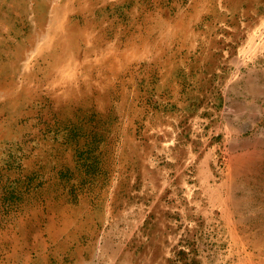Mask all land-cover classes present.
I'll list each match as a JSON object with an SVG mask.
<instances>
[{
	"label": "rangeland",
	"instance_id": "obj_1",
	"mask_svg": "<svg viewBox=\"0 0 264 264\" xmlns=\"http://www.w3.org/2000/svg\"><path fill=\"white\" fill-rule=\"evenodd\" d=\"M0 264H264V0H0Z\"/></svg>",
	"mask_w": 264,
	"mask_h": 264
},
{
	"label": "crops",
	"instance_id": "obj_2",
	"mask_svg": "<svg viewBox=\"0 0 264 264\" xmlns=\"http://www.w3.org/2000/svg\"><path fill=\"white\" fill-rule=\"evenodd\" d=\"M115 43V41L112 43V45ZM111 45H108V48H111ZM145 47H148L151 49V47L153 48H160L156 46L155 42H147L144 41L142 44H138V42H134V41H128L126 42V46H125V56H126V60L129 62H134V61H143L144 57H147V55L150 53V51L148 50H144ZM145 52H147V54H145ZM145 55V56H144ZM154 55V57H160V50L159 51H152V56ZM49 219H51L50 214L48 215ZM32 221V220H31ZM84 261V260H83Z\"/></svg>",
	"mask_w": 264,
	"mask_h": 264
},
{
	"label": "bare ground",
	"instance_id": "obj_3",
	"mask_svg": "<svg viewBox=\"0 0 264 264\" xmlns=\"http://www.w3.org/2000/svg\"><path fill=\"white\" fill-rule=\"evenodd\" d=\"M56 13V12H55ZM70 60V59H69ZM64 66V65H63Z\"/></svg>",
	"mask_w": 264,
	"mask_h": 264
}]
</instances>
